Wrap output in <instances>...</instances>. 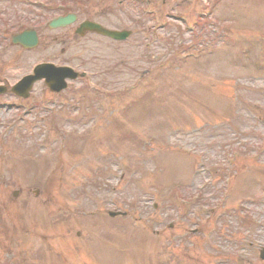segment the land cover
<instances>
[{"label": "rangeland", "instance_id": "rangeland-1", "mask_svg": "<svg viewBox=\"0 0 264 264\" xmlns=\"http://www.w3.org/2000/svg\"><path fill=\"white\" fill-rule=\"evenodd\" d=\"M52 1L0 7L6 19L18 10L40 24ZM214 2L98 0L74 27L45 30L35 50L6 44L0 86L61 60L88 71L99 101L90 95L73 113L82 123L43 115L0 140V264H264V43L254 39L264 35V0L215 5L213 20L229 18L235 44L173 65ZM88 19L134 35L123 44L75 36ZM212 27L205 36L216 35ZM32 91L27 104L52 98L43 82ZM8 111L0 121L19 113ZM115 210L129 216L111 220Z\"/></svg>", "mask_w": 264, "mask_h": 264}, {"label": "water", "instance_id": "water-1", "mask_svg": "<svg viewBox=\"0 0 264 264\" xmlns=\"http://www.w3.org/2000/svg\"><path fill=\"white\" fill-rule=\"evenodd\" d=\"M90 28L95 29L97 31H103L99 26H90Z\"/></svg>", "mask_w": 264, "mask_h": 264}]
</instances>
